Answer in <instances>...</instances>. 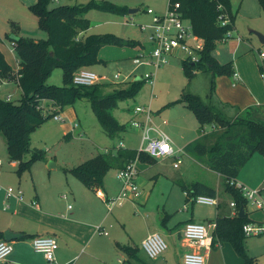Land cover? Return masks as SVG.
<instances>
[{
  "label": "crops",
  "instance_id": "1",
  "mask_svg": "<svg viewBox=\"0 0 264 264\" xmlns=\"http://www.w3.org/2000/svg\"><path fill=\"white\" fill-rule=\"evenodd\" d=\"M88 31L81 33L80 37L90 35ZM122 40L124 45L121 47L106 46L102 48L100 58L103 62L97 65H106L108 67L112 63L122 64L127 59L132 60L134 63L135 57L149 54L153 49L150 35L148 41L145 42L134 43L125 39ZM229 52L232 55L230 58H226L227 60L221 58V51H217V49L213 54L221 64L232 62L234 72L238 74V77L216 76L213 78L212 76L215 85L214 92L216 93L210 104L218 107L228 120L244 116L250 120L264 122V81H262V72L260 70L262 65L260 66L258 60L249 51L242 52L241 44L239 43L236 44L233 52ZM6 60L10 64L7 57ZM19 66V60H17V69ZM95 66L88 69L101 76L102 80L99 83L120 84L115 83L117 81L115 77L111 81L107 75L96 72L94 70ZM120 66L117 65V67ZM144 66L147 69L151 68L148 65ZM176 66L170 65L168 72L172 75L175 74ZM139 67L135 66L130 75H132L133 71H137ZM182 70L184 72L183 65ZM201 73L204 72H197L195 75ZM128 77L129 74L125 79H128ZM185 77L187 78L186 75ZM188 82L190 86V80ZM184 89L181 92V96L163 103V109L159 117H153V122L170 136L176 147L184 149L187 154L192 152L200 139L211 133L207 132L197 135V132L198 134L200 133V123L194 112L181 102L182 95L185 93ZM152 91H154L153 88ZM190 93L193 94L191 91ZM230 107L236 108L229 110L228 108ZM173 108H175L176 114L172 113L171 110ZM60 114L64 117L63 122L78 116L75 108L67 111L63 110ZM131 115L129 121L135 117L134 112ZM70 123L72 128H74L73 121ZM125 148L138 150L129 144H125ZM107 149L110 148H106L104 151L106 152ZM168 159L172 158L163 160ZM0 162V182L6 186L8 182L15 181V179L10 171V173H7L8 170H1L4 164L1 160ZM157 163V160L156 162L139 160L137 164L139 169L137 184L140 188V194L135 198V201L128 202H131L137 212L151 214V217L149 216L146 221L143 220L146 230L139 236L137 233L133 234L129 231L124 233L120 231V228L119 230L113 226V222H109V215L113 213L114 209L111 212L106 211L108 210L106 204L96 194V189L86 186L72 173L65 171L76 166L64 169L66 177L49 178L43 189L36 181L32 183L26 180L19 182L17 185L15 184V189L9 187L14 193L19 191L23 193L22 201L15 197L7 198L8 188H2L0 185V232L2 233L0 240H5L4 232L7 230L22 235L20 238L11 241L14 251L8 259L1 261L0 264H120V259L124 260V263L121 264H183L184 255L193 249L183 239L181 234L186 223L211 224L214 223L217 217H235L238 211L231 204L237 201L226 191L225 183L221 185L218 182L217 188H215L212 183L207 182L206 184L217 190L215 199L218 204L210 206L195 201L188 203L186 194L182 189L181 193L177 189V187H180L178 185L179 181H185L183 174H181L179 179L177 178L178 176H174L164 180L158 189V183L161 182V177L159 176H162V172L158 170L155 172L158 167ZM18 166V161L11 162L13 172L15 170L17 173ZM53 168H56V166L50 169ZM116 169L114 179L108 172L104 178L103 185L100 187L108 197L117 196L121 191L122 184L117 178L119 168ZM217 175L221 179L224 178L219 174ZM152 180L154 181L152 182ZM237 181L250 189L260 190L264 197V155L261 153L252 155L240 171ZM171 198H174V201L179 206L186 203V212L179 216L178 223L174 227L172 226L175 224L176 219L173 218V215L166 213L165 217L162 218V226L167 227L168 223L171 225V228L167 230V236L171 239L173 247H171V251L166 256H163V259H160V257L151 259L147 254L143 255L139 252V245L143 243L149 234L155 232L160 234L157 228L160 217L153 214L159 210L160 206L156 208L153 203H158L160 200L168 203ZM249 203L247 202L245 207V213L248 218L253 222L263 221V213L250 206ZM70 206L71 208H69ZM118 215H120V212H118ZM98 226L107 231L108 235L99 232L97 230ZM210 230L213 234L214 229L211 228ZM46 236L55 237L58 243L54 263L47 262L41 254L34 251L32 246L34 238ZM123 246L136 248V256L132 255L131 252H124L122 250ZM252 249L253 247L250 245L248 248L250 256L256 257L260 264H264V260L260 256L253 254ZM207 264H242V259L231 244H216L210 252Z\"/></svg>",
  "mask_w": 264,
  "mask_h": 264
},
{
  "label": "trees",
  "instance_id": "2",
  "mask_svg": "<svg viewBox=\"0 0 264 264\" xmlns=\"http://www.w3.org/2000/svg\"><path fill=\"white\" fill-rule=\"evenodd\" d=\"M55 0H37L31 11L38 18L39 27L48 33V38L35 40L27 37L12 38L19 60V69L15 72L6 60L0 47V77L19 75V86L22 98L18 101H7L0 96V133L7 140V151L10 161H18L17 173L21 175L29 170L34 162L45 161L46 152L31 147L34 131L45 120L62 112L67 106H74L86 99L101 126L102 131L110 137H120L127 131L114 116L113 110L121 100L134 97L145 83L144 80L123 84L97 83L93 86H77L73 83L75 74L82 70L101 64L102 48L124 45L119 37L112 34H91L80 37L88 31L91 21L87 12L91 7L107 11H122L121 8L105 3L89 5H61L51 7ZM264 11V0H258ZM181 5V12L194 28L195 35L204 41L197 63L183 60V69L188 78L197 72L210 73L216 76H233L232 62L221 64L214 56L218 44L228 39L235 30L234 16L230 0H172ZM228 15L229 23L223 25L220 17ZM135 43V42H134ZM61 68L63 86L48 84L51 73ZM264 73V65L260 68ZM212 78V79H213ZM212 80L211 93L214 92ZM46 101V102H44ZM181 102L190 108L200 123V133L207 125H219L222 128L242 126L240 130H227L213 144L198 141L193 149L199 157L208 158L209 168L225 178L226 191L237 202L235 217H217L214 221V245L229 243L233 246L242 264H260L256 257L250 256L246 247L243 226L253 222L245 213L240 218L241 207L247 206V200L231 182L237 177L255 153L264 155V122L236 118L228 120L218 107L205 103L202 98L192 93H183ZM45 106V111L39 109ZM47 112V113H46ZM234 121V122H233ZM214 125V126H215ZM138 156L137 150L118 147L107 149L82 164L66 171L88 187L97 189L103 185L105 176L113 168H124ZM139 160L154 162L156 159L147 154H140ZM186 194L187 202L195 201L199 196L216 198L217 190L206 183L196 181L179 182ZM2 233L0 232V236ZM124 252L136 256L137 249L123 246Z\"/></svg>",
  "mask_w": 264,
  "mask_h": 264
},
{
  "label": "rangeland",
  "instance_id": "3",
  "mask_svg": "<svg viewBox=\"0 0 264 264\" xmlns=\"http://www.w3.org/2000/svg\"><path fill=\"white\" fill-rule=\"evenodd\" d=\"M169 1L170 0H55L51 4V7L111 3L121 8L122 11H107L96 7H91L88 10L86 15L91 21V28L88 34H112L120 39L139 43L148 41L150 35L149 27L153 24L154 15H165L169 9ZM230 1L231 11L234 16L235 31L230 38L218 44L217 51H221V58L227 60L226 58H230L232 55L229 51L233 52L234 47L239 43L241 44L242 52L249 51L254 55L256 60H258L260 66L264 65V57L261 56L262 53L264 54V43L261 42L259 36L256 34L260 33L264 36V11L261 9L259 1ZM36 2L37 0H0V47L15 72L17 71L18 57L14 49L12 38L27 37L35 40L48 38L47 31L39 27L38 18L31 11L32 6L35 5ZM149 9H152L155 14H149ZM130 10H137V12L130 13ZM186 58L187 56L184 53H177L174 57H169V65L164 66L158 72V79L154 91H152V86L146 82L142 84L134 97L118 102V105L113 110V114L121 124H126L127 126V131L120 137L114 138L106 135L102 131L90 103L86 99L80 100L74 106H67L64 109L65 111L72 108L77 110L78 116L72 118L74 120L69 118L66 122H60L56 121L52 116L45 120V122L34 131L31 138V147L44 150L46 152V160L34 162L29 170H25L19 175L15 170L13 172L7 151V140L5 136L0 133V160L4 164L1 170H8L7 173L10 171L15 179V181L8 182L6 186L0 182L2 188L5 187L9 189V187H12L15 189V186L19 182L21 183L26 180L32 183L36 181L43 189L44 185L48 183L49 178L66 177V170L64 171L66 167L78 166L94 158L98 154L104 153L106 148L118 147L121 143H124V145L129 144L134 146L135 149H139L141 144L140 130L131 127L129 121L132 112H134L137 106L146 108L151 106L152 117H159L163 109V103H167L172 98L181 96V92L184 88L185 93H190L191 91L193 94H199L205 103H210L216 93H211L212 75L210 73H201L194 75L192 78L187 77V79L182 70L183 60ZM117 65L121 66L117 67ZM170 65H177L175 67L176 72L173 75L168 72L170 69L168 67ZM135 66L140 67L130 75ZM94 70L96 72H101L103 75H107L111 81L117 73H121V79L118 80V82L114 81L115 83H126L133 82L134 80L142 81V76L146 73H150L154 69L153 67L147 69L144 65H136L132 60L127 59L122 62V64L112 63L108 67L106 65H96ZM128 74V79H125ZM189 80L191 82L190 86L188 85ZM47 81L48 84L63 86L62 69H55ZM8 93L13 95L12 101L16 102L22 98V91L15 83L6 85L0 95L5 96ZM234 108L230 107L228 109L232 110ZM171 111L176 114L175 108ZM141 117L140 115L139 118ZM240 118L248 119L244 116ZM71 121H73L72 124H74V128H72ZM214 125L211 124L206 126V131L211 134L203 137L199 141L213 144L218 137L227 130L242 129V126L222 128L218 124L215 125L216 128H214ZM197 135L202 134H198L197 132ZM182 159L183 162L179 165V168L174 166V158L168 160L156 159L158 161L156 164L158 167L155 169V172H157V170L162 172V176H159L161 177V182L158 183V189L161 187L164 180L174 176H178L177 178L179 179L181 174H183L184 182L186 183L196 181L203 183L210 182L215 188H217L218 182L224 185L225 179H221L217 173L213 172L208 167L207 157H199L192 150V152L183 156ZM51 163L55 164L56 168L50 169L49 165ZM116 170V168H113L109 171L113 179ZM153 181L154 180H152V182ZM177 189L181 193V187H177ZM184 204L179 206V204L174 201V198H171L168 203L161 200L158 203H153L156 208L160 206L159 210L157 212L155 211L153 214L159 215L160 217L157 228L167 243V249L159 256L160 259H163V256H166L168 252L171 251V247H173L171 239L167 236V230L171 228V225L168 223L167 227H164L161 225V220L165 217L166 213L173 215V218L176 219L175 224L172 226L174 227L178 223L179 216L186 212L185 206H187V204ZM249 205L254 207L251 202ZM118 212H120V215H118ZM149 216L151 217L150 213L137 212L133 208L131 202L126 201L123 206L114 208L113 213L109 215V222H113V226L117 229L120 228L121 230H119L124 233L129 231L133 234L137 233L139 236L145 232L146 227L144 226V221H146ZM250 245L253 247L252 253L260 256L264 260V235L247 237V250ZM139 247V252L146 255L147 253L144 251L142 244L139 245Z\"/></svg>",
  "mask_w": 264,
  "mask_h": 264
},
{
  "label": "built area",
  "instance_id": "4",
  "mask_svg": "<svg viewBox=\"0 0 264 264\" xmlns=\"http://www.w3.org/2000/svg\"><path fill=\"white\" fill-rule=\"evenodd\" d=\"M148 13L151 15L155 14L152 9H149ZM220 19L223 25L230 21L228 15H222ZM149 29L151 30L150 41L153 43V49L149 54H142L135 57L134 63L136 65L153 67L154 70L146 73L142 77V80L149 83L154 89L157 72L169 64V57L175 56L177 53H184L187 56L185 60L197 63L200 59V52L204 49V41L195 35L193 25L183 17L180 3L172 2V0L169 1V9L165 15H154L153 24L150 25ZM231 36L232 33L228 37L230 38ZM261 56L264 57V54L262 53ZM233 76L238 77V74L234 73ZM261 76L264 80V73ZM115 79L117 81L120 80L121 73H117ZM101 80V76L94 71L82 69L75 74L73 83L77 86H93ZM10 83H15L20 88L19 75L16 74L14 78L0 77V94L3 88ZM1 97L7 101H12L13 95L8 93ZM39 109L45 111V106L41 105ZM134 115L135 117L130 121V125L140 130L141 144L137 150V158L117 171V178L122 184L121 191L117 196L108 197L102 189H96V194L103 199L109 212L116 206L123 205L125 201H135V198L139 196L140 188L137 184L139 169L137 164L141 153L147 154L154 159L174 158V166L176 168L183 162L182 157L186 155L184 149L176 147L170 136L153 122L151 106L147 108L135 107ZM140 115L142 116L141 118H139ZM54 119L60 122L64 121V117L60 113L54 115ZM213 127L216 128L215 126ZM202 133H207L206 128L202 130ZM118 148L124 149V143H121ZM231 183L241 192L247 202H251L255 209L262 212L264 216V197L261 191L250 189L237 180ZM12 197L22 201L23 193L21 191L14 193L11 189H8L7 198ZM195 202L210 206L218 204L215 198L207 196H199ZM231 205L236 207L235 203ZM211 228L215 229L216 224L186 223L181 234L183 239L193 249L184 255L183 264H207L214 245V236L211 233ZM97 230L104 235H108V232L102 229L101 226H98ZM243 232L246 237L264 235V220L245 224L243 226ZM32 246L34 251L41 254L47 262H55L56 251L58 249V243L55 237H36L32 240ZM142 247L147 255L153 259L159 257L166 251L167 243L161 234L155 232L148 235L143 241ZM13 251L12 242L0 240V262L8 259ZM119 263H124V260L120 259Z\"/></svg>",
  "mask_w": 264,
  "mask_h": 264
},
{
  "label": "water",
  "instance_id": "5",
  "mask_svg": "<svg viewBox=\"0 0 264 264\" xmlns=\"http://www.w3.org/2000/svg\"><path fill=\"white\" fill-rule=\"evenodd\" d=\"M135 12H137V10H130V13H135ZM256 34L259 36L261 42L264 43V36L261 35L260 33H256ZM49 167H50V168H51V167H55V164L51 163V164L49 165ZM239 216H240V218H244V216H245V210H244V207H241V209H240V215H239ZM21 236H22L21 234H19V233H15V232H13V231H11V230H7V231L4 232V239H5L6 241H9V242H11V241H13V240H15V239H18V238H20Z\"/></svg>",
  "mask_w": 264,
  "mask_h": 264
}]
</instances>
